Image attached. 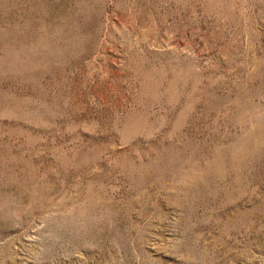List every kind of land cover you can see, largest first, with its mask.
Listing matches in <instances>:
<instances>
[{"label":"rangeland","instance_id":"rangeland-1","mask_svg":"<svg viewBox=\"0 0 264 264\" xmlns=\"http://www.w3.org/2000/svg\"><path fill=\"white\" fill-rule=\"evenodd\" d=\"M0 264H264V0H0Z\"/></svg>","mask_w":264,"mask_h":264}]
</instances>
